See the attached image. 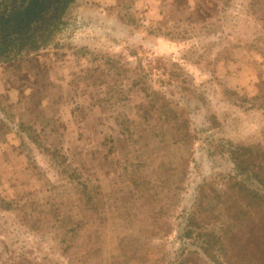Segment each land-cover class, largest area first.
<instances>
[{
    "label": "rangeland",
    "instance_id": "1",
    "mask_svg": "<svg viewBox=\"0 0 264 264\" xmlns=\"http://www.w3.org/2000/svg\"><path fill=\"white\" fill-rule=\"evenodd\" d=\"M13 55L0 264H264V185L229 153L264 150V0H73Z\"/></svg>",
    "mask_w": 264,
    "mask_h": 264
},
{
    "label": "trees",
    "instance_id": "2",
    "mask_svg": "<svg viewBox=\"0 0 264 264\" xmlns=\"http://www.w3.org/2000/svg\"><path fill=\"white\" fill-rule=\"evenodd\" d=\"M72 1L20 0L19 5H12L1 10L0 62L3 60L8 61L13 54L20 56L28 51L38 52L42 47L46 46L54 30L65 15L67 5ZM37 55H33L31 60L36 62ZM255 149L245 146H232L229 153L238 178L239 176H243L249 179L250 175H254L260 177L264 185V150H256L258 154L255 157L253 155ZM232 182L234 184L230 187V191L242 185L235 178ZM262 198L264 199V195L254 194L253 199H256L257 202L259 200L260 202L263 201L264 206ZM245 207L246 210L242 211ZM248 209L249 207L244 206L239 212L248 213ZM240 215L241 213H238V215H235V218L240 219Z\"/></svg>",
    "mask_w": 264,
    "mask_h": 264
}]
</instances>
